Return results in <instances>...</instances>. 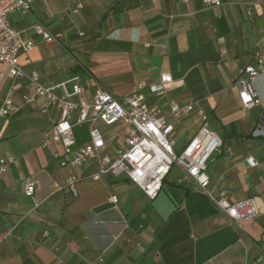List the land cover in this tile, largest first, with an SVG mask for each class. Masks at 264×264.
Segmentation results:
<instances>
[{
    "label": "crops",
    "instance_id": "obj_1",
    "mask_svg": "<svg viewBox=\"0 0 264 264\" xmlns=\"http://www.w3.org/2000/svg\"><path fill=\"white\" fill-rule=\"evenodd\" d=\"M220 1L35 0L30 14L13 12L10 22L35 41L19 55L20 66L46 85L80 76L85 100L100 88L124 97L170 75L167 94L147 101L165 114L170 101L197 102L222 140L208 163L207 191L229 202L250 198L257 217L236 225L177 166L155 200L125 176L88 178L94 163L61 169L54 155L62 147L44 146L60 114L41 113L38 101L0 118V157L14 158L0 184V264H264V135H253L264 105L246 110L235 85L239 70L264 53V0ZM37 23L56 41L34 34ZM28 88L26 79L4 75L0 99L20 104ZM256 89L264 96V76ZM169 122L180 153L200 123L195 113ZM95 127L110 153L124 146L128 128L102 121ZM89 129L74 128L77 144L89 142ZM248 158L257 166L249 167ZM72 173L80 177L77 199L56 190ZM29 179L34 198L24 193Z\"/></svg>",
    "mask_w": 264,
    "mask_h": 264
},
{
    "label": "built area",
    "instance_id": "obj_2",
    "mask_svg": "<svg viewBox=\"0 0 264 264\" xmlns=\"http://www.w3.org/2000/svg\"><path fill=\"white\" fill-rule=\"evenodd\" d=\"M35 0H0V64L6 66V72L0 74L10 79L23 78L29 88L22 94L21 103L16 104L10 98L0 99V118L18 114L26 107L41 101V113L47 114L51 109L58 110L59 121L51 132L45 134L44 146L58 144L63 151L55 153L61 169H78L90 163L97 166L94 174L88 178L99 180L104 176H125L151 200H155L164 180L174 166L179 167L186 180L192 181L197 190L205 193L216 207L228 216L236 225L242 221H252L257 217L256 208L250 198L229 202L221 195L214 198L207 190L210 177L207 173L208 163L222 146L221 138L209 127L207 114L197 106V102L181 105L175 101L169 103V113L165 114L155 104L147 101L149 95L162 98L167 94V87L172 82L168 74L151 85L140 83L134 93L117 97L110 91L100 88L90 100H85L87 88L81 77L76 75L56 84L46 85L40 80L37 71H26L19 63V55L31 51L35 41L30 34L17 31L10 22V15L19 11L30 14ZM208 6H219L220 0H204ZM80 5L76 6V10ZM75 10V12H76ZM251 16L252 12L247 11ZM32 32L41 36L45 42L53 43L56 37L45 32L37 23ZM58 37V36H57ZM264 76V53L255 54L254 63L241 68L235 79L242 106L246 110L262 108L264 96L256 89V82ZM195 113L200 127L183 150L176 152L177 138L174 126L169 118L180 119ZM102 121L107 126L120 124L128 131L123 134L124 146L108 151L106 139L95 123ZM89 124V142L79 145L75 142L73 130L77 126ZM254 136L264 135V108H262ZM14 162L11 155L0 157V184ZM249 167H256L252 159L246 160ZM80 177L69 174L64 185H57L56 190L69 193L74 199L79 197L77 184ZM27 197L34 198L36 184L27 180L24 185ZM110 202L117 205L119 200L112 196ZM48 236V232L45 233Z\"/></svg>",
    "mask_w": 264,
    "mask_h": 264
}]
</instances>
